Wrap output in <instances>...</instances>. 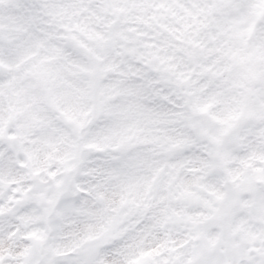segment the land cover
I'll list each match as a JSON object with an SVG mask.
<instances>
[{
	"label": "snow or ice",
	"instance_id": "snow-or-ice-1",
	"mask_svg": "<svg viewBox=\"0 0 264 264\" xmlns=\"http://www.w3.org/2000/svg\"><path fill=\"white\" fill-rule=\"evenodd\" d=\"M0 264H264V0H0Z\"/></svg>",
	"mask_w": 264,
	"mask_h": 264
}]
</instances>
